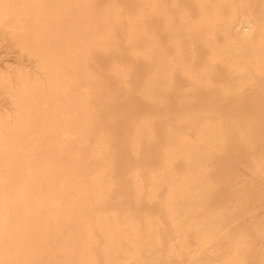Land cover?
<instances>
[{
    "label": "bare ground",
    "instance_id": "6f19581e",
    "mask_svg": "<svg viewBox=\"0 0 264 264\" xmlns=\"http://www.w3.org/2000/svg\"><path fill=\"white\" fill-rule=\"evenodd\" d=\"M0 40V264H264V0H0Z\"/></svg>",
    "mask_w": 264,
    "mask_h": 264
},
{
    "label": "rangeland",
    "instance_id": "374dc122",
    "mask_svg": "<svg viewBox=\"0 0 264 264\" xmlns=\"http://www.w3.org/2000/svg\"><path fill=\"white\" fill-rule=\"evenodd\" d=\"M0 67L4 68L7 65H17V64H26L28 66V62L24 60L17 52V50L9 45L7 42L0 40ZM8 101L0 96V105L8 107Z\"/></svg>",
    "mask_w": 264,
    "mask_h": 264
}]
</instances>
